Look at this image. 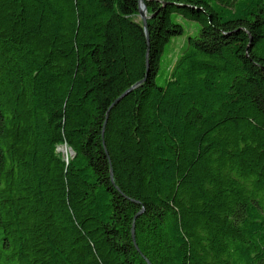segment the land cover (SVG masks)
<instances>
[{"label":"trees","instance_id":"trees-1","mask_svg":"<svg viewBox=\"0 0 264 264\" xmlns=\"http://www.w3.org/2000/svg\"><path fill=\"white\" fill-rule=\"evenodd\" d=\"M140 1L0 0V264H264V0Z\"/></svg>","mask_w":264,"mask_h":264},{"label":"rangeland","instance_id":"rangeland-1","mask_svg":"<svg viewBox=\"0 0 264 264\" xmlns=\"http://www.w3.org/2000/svg\"><path fill=\"white\" fill-rule=\"evenodd\" d=\"M180 20L183 22L186 30L188 31H193V29L195 30L198 27V24L195 21L189 20L184 17H180ZM186 38H187V33H185L183 36H178L172 39L170 51L166 55H163L162 57V60H163L162 65H165L167 62H169L172 56L175 57L178 54V50L180 46H182V44L185 42ZM59 151L62 154H64L66 158L71 157L74 154L72 149L68 147L67 145L61 146L59 148Z\"/></svg>","mask_w":264,"mask_h":264},{"label":"water","instance_id":"water-1","mask_svg":"<svg viewBox=\"0 0 264 264\" xmlns=\"http://www.w3.org/2000/svg\"><path fill=\"white\" fill-rule=\"evenodd\" d=\"M139 11H140V16L144 22V25L147 28V19L149 18V15H148L147 5L143 2V0L140 1Z\"/></svg>","mask_w":264,"mask_h":264}]
</instances>
